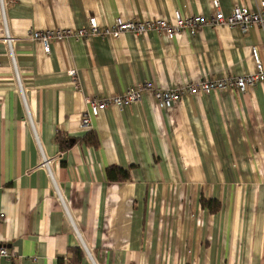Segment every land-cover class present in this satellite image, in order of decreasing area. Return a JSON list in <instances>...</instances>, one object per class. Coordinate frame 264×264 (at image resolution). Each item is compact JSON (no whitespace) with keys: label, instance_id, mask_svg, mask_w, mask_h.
Returning <instances> with one entry per match:
<instances>
[{"label":"crops","instance_id":"obj_1","mask_svg":"<svg viewBox=\"0 0 264 264\" xmlns=\"http://www.w3.org/2000/svg\"><path fill=\"white\" fill-rule=\"evenodd\" d=\"M0 5V264H264V82L184 94L159 109L144 93L110 105L81 126L90 97L123 94L143 82L161 89L256 71L264 34L253 25L204 26L168 39L156 31L53 40L47 53L30 31L128 20L211 16L212 0H5ZM258 10L264 0H219ZM78 72L79 86L69 71ZM35 129L38 139L36 138ZM97 143L83 140L89 133ZM58 133L79 141L62 150ZM39 141V143H38ZM52 169L80 238L52 181ZM129 171L111 180L108 167ZM202 199L214 200L204 205ZM213 205V206H211Z\"/></svg>","mask_w":264,"mask_h":264},{"label":"built area","instance_id":"obj_2","mask_svg":"<svg viewBox=\"0 0 264 264\" xmlns=\"http://www.w3.org/2000/svg\"><path fill=\"white\" fill-rule=\"evenodd\" d=\"M212 4L216 11L211 16L193 15L182 16L179 11L175 12V22H169L161 18H152L148 20H128L122 17H117L111 25L101 26L95 16H90L88 24L81 28H55L42 31H30L29 36L33 40L40 41L47 53L50 52L51 41H64L70 37L73 38H88L93 36H110L112 38H119L126 32H133L137 35H144L150 31H156L161 36L168 39H173L180 36L184 32H189L195 35L198 30L204 26H228L238 27L243 33L248 32L253 25H258L264 34V3L261 4L258 10H249L242 5H236L232 12L226 15L220 8L219 0H212ZM2 23L5 26V37L3 41L8 46L10 57L14 65L15 74L18 80L19 89L25 97V89L21 82L20 73L16 63V58L13 50L15 38L10 34L6 22V1L0 0ZM253 56L256 63V71L247 74H226L219 78L201 79L194 82L183 84L176 88L161 89L155 87L152 82H143L130 87L123 94H118L109 97H90L87 99L89 109L82 116L81 126L85 129L92 128V118L100 115V112L110 106H118L120 108L128 107L133 103L141 100L144 93L150 94L154 100L157 108L171 109L177 102H179L184 94L198 95L202 93H210L212 91L234 89L242 93H246L249 87L255 86L260 82H264V63L261 60L257 46L252 48ZM70 77L76 86H79L78 72L76 69L69 71ZM36 138L38 139L35 129ZM39 143V141H38ZM53 158L43 155L42 166L47 170L48 175L52 181L53 191L58 200L61 202L66 214L68 215L75 233L80 238L82 249L85 251L89 259L94 262L92 251L83 241L80 232L75 225L73 218L69 212L67 201L61 192L60 185L55 179L52 169ZM4 217V214H0ZM0 255L9 257V253L4 246H0ZM94 264H96L94 262Z\"/></svg>","mask_w":264,"mask_h":264},{"label":"trees","instance_id":"obj_3","mask_svg":"<svg viewBox=\"0 0 264 264\" xmlns=\"http://www.w3.org/2000/svg\"><path fill=\"white\" fill-rule=\"evenodd\" d=\"M56 140L60 144L61 149L63 151L66 149H69L70 147H72L79 141L76 138L67 137L63 135L62 133H58V135L56 136ZM83 140L88 143L95 144V145L97 143L96 136L92 134L91 132L85 138H83ZM106 173H107L108 178H110L111 180L129 178V171L127 169H123L120 167H115V166L108 167L106 170ZM202 201L204 205H210L215 202L214 200H206V199H202Z\"/></svg>","mask_w":264,"mask_h":264}]
</instances>
